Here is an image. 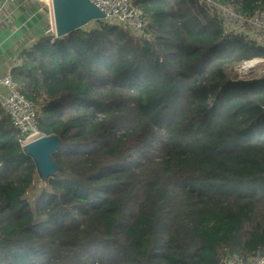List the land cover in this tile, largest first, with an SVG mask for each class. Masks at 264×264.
I'll return each instance as SVG.
<instances>
[{
    "label": "trees",
    "instance_id": "1",
    "mask_svg": "<svg viewBox=\"0 0 264 264\" xmlns=\"http://www.w3.org/2000/svg\"><path fill=\"white\" fill-rule=\"evenodd\" d=\"M242 17L264 0H212ZM143 35L47 32L10 70L55 134L41 179L0 102V264H250L264 252V46L199 0H133ZM48 23V22H47Z\"/></svg>",
    "mask_w": 264,
    "mask_h": 264
},
{
    "label": "built area",
    "instance_id": "2",
    "mask_svg": "<svg viewBox=\"0 0 264 264\" xmlns=\"http://www.w3.org/2000/svg\"><path fill=\"white\" fill-rule=\"evenodd\" d=\"M5 1L7 0H0V8ZM37 1L42 2L46 7V19L48 22L47 32L56 36L52 12V0ZM88 1L103 12L107 19H111V21L113 20V23L128 27L138 36L143 35L144 22L140 17V12L134 6L133 0ZM199 2L206 4L211 7V10L216 11L226 32H233L235 30V33H241L236 29H242L246 26L264 28V13L261 11H257L248 17H242L236 14L231 7L218 5L212 0H199ZM244 62L246 61L241 62V64ZM238 75L241 77L240 74ZM0 84L7 88L6 94H4L1 99V104L5 112L9 115L15 128H17L23 136L21 140L22 146L29 141H32L40 136H44L45 134L38 129L36 123L37 105L33 101L24 97V95L16 88V85L10 75L1 76ZM224 264L242 263L233 259H225ZM250 264H264V252L256 254L252 258Z\"/></svg>",
    "mask_w": 264,
    "mask_h": 264
},
{
    "label": "crops",
    "instance_id": "3",
    "mask_svg": "<svg viewBox=\"0 0 264 264\" xmlns=\"http://www.w3.org/2000/svg\"><path fill=\"white\" fill-rule=\"evenodd\" d=\"M46 7L37 0H7L0 8V77L20 62L19 54L29 49L46 32ZM7 88L0 84V102Z\"/></svg>",
    "mask_w": 264,
    "mask_h": 264
},
{
    "label": "water",
    "instance_id": "4",
    "mask_svg": "<svg viewBox=\"0 0 264 264\" xmlns=\"http://www.w3.org/2000/svg\"><path fill=\"white\" fill-rule=\"evenodd\" d=\"M52 12L57 37L79 29L91 21L106 19V15L88 0H52ZM23 149L37 165L42 180L58 170L51 156L60 147L57 135H44L23 144Z\"/></svg>",
    "mask_w": 264,
    "mask_h": 264
},
{
    "label": "rangeland",
    "instance_id": "5",
    "mask_svg": "<svg viewBox=\"0 0 264 264\" xmlns=\"http://www.w3.org/2000/svg\"><path fill=\"white\" fill-rule=\"evenodd\" d=\"M213 12H216V11L213 10ZM98 21H105V22L113 23L112 22L113 20L111 21V19H107V18L103 20H98ZM94 25H95V21H91L90 23H88L82 28L88 29V28L93 27ZM236 30H239L241 33L247 34V36H249L250 39L255 40L258 45L264 46V28L246 26V27H243L242 29H236ZM233 32H236V31L234 30ZM132 33L136 37H138V35H136L134 32ZM232 68L234 69V72L236 71L245 80L259 79V78L264 77V59L263 58H254L248 61L246 60V62L242 64L241 63L233 64Z\"/></svg>",
    "mask_w": 264,
    "mask_h": 264
}]
</instances>
